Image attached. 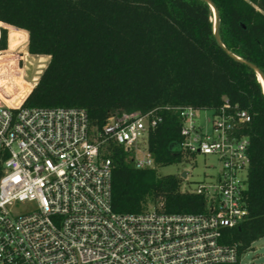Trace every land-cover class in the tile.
<instances>
[{
	"label": "trees",
	"instance_id": "obj_1",
	"mask_svg": "<svg viewBox=\"0 0 264 264\" xmlns=\"http://www.w3.org/2000/svg\"><path fill=\"white\" fill-rule=\"evenodd\" d=\"M0 0V22L12 26L10 49L25 39L28 53L50 58L23 103L34 108H78L101 130L108 119L166 107L217 111L228 100L252 116L245 202L248 217L226 232L242 256L264 238V0ZM25 32L19 31V30ZM8 49L7 32L0 46ZM234 57L243 60V63ZM33 86L13 53L0 54V96L17 106ZM149 134L158 167L187 161L180 152L182 121L175 112ZM112 205L119 214H141L163 204L167 214L205 211L202 196L183 193L181 176L140 170L110 144Z\"/></svg>",
	"mask_w": 264,
	"mask_h": 264
},
{
	"label": "built area",
	"instance_id": "obj_2",
	"mask_svg": "<svg viewBox=\"0 0 264 264\" xmlns=\"http://www.w3.org/2000/svg\"><path fill=\"white\" fill-rule=\"evenodd\" d=\"M11 26L0 22V46ZM4 51L0 48V54ZM162 111L182 121L181 154L213 157L215 178L181 190L205 199L199 214H167L163 204L141 214L112 205L113 165L106 151L121 147L140 170L156 169L149 134ZM193 107L110 117L101 130L78 108L14 107L0 101V264H237L226 232L248 217L245 193L252 116L226 100L204 132ZM186 161V160H185ZM21 205L30 206L17 212Z\"/></svg>",
	"mask_w": 264,
	"mask_h": 264
},
{
	"label": "rangeland",
	"instance_id": "obj_3",
	"mask_svg": "<svg viewBox=\"0 0 264 264\" xmlns=\"http://www.w3.org/2000/svg\"><path fill=\"white\" fill-rule=\"evenodd\" d=\"M25 39H20L19 46L15 51H4L3 53H13L17 58V66L23 71V79L35 86L37 81L46 68L50 58L48 56H35L29 55L27 43H24ZM0 101H6L0 96ZM7 102V101H6ZM8 103V102H7ZM213 118V112L211 110H205L200 112L198 122L202 126L204 132H211V120ZM217 161L213 157H207L204 155H197L195 160L182 161V163L174 164L166 167H156V171L160 176L175 175L181 176L184 172H187V178L183 179L181 190H194L200 184H207L211 182L212 178H215L218 172ZM30 209V206L21 205L18 207L17 212H24ZM240 264H264V238L255 242L252 248L247 251L241 258Z\"/></svg>",
	"mask_w": 264,
	"mask_h": 264
},
{
	"label": "water",
	"instance_id": "obj_4",
	"mask_svg": "<svg viewBox=\"0 0 264 264\" xmlns=\"http://www.w3.org/2000/svg\"><path fill=\"white\" fill-rule=\"evenodd\" d=\"M206 3L209 4V6L212 8V11H213V14H214V24H215V29H214V34H215V38L217 40V42L220 44V46L224 47L222 42H221V39H220V16H219V11L218 9L216 8V6L214 5V3L211 1V0H202ZM236 60L240 61L243 63V60L239 59V58H236L234 57ZM251 69H253L258 75H261L262 79L264 80V74L262 73V71L255 65L251 64V63H246ZM36 86V85H35ZM34 87L28 92V94H26L24 96L23 99H20V104L17 105V106H20L22 105L26 99L28 98V96L31 94V92L33 91ZM13 106V105H12ZM17 106H14V107H17ZM181 177L183 179H186L187 178V172H184Z\"/></svg>",
	"mask_w": 264,
	"mask_h": 264
},
{
	"label": "crops",
	"instance_id": "obj_5",
	"mask_svg": "<svg viewBox=\"0 0 264 264\" xmlns=\"http://www.w3.org/2000/svg\"><path fill=\"white\" fill-rule=\"evenodd\" d=\"M12 27V26H11ZM13 28V27H12ZM17 30H19V29H17ZM19 31H22V30H19ZM22 32H25V31H22ZM25 34L26 35H28L26 32H25ZM27 47H28V36H27ZM8 50H10V52H13V51H11V49H10V43H9V48L6 50V51H8ZM30 55V54H29ZM40 57V56H39ZM37 84V83H36ZM33 86V85H32ZM33 87H35V86H33Z\"/></svg>",
	"mask_w": 264,
	"mask_h": 264
},
{
	"label": "bare ground",
	"instance_id": "obj_6",
	"mask_svg": "<svg viewBox=\"0 0 264 264\" xmlns=\"http://www.w3.org/2000/svg\"><path fill=\"white\" fill-rule=\"evenodd\" d=\"M259 76V80L260 82L262 83L263 87H264V80L262 79L261 75H258Z\"/></svg>",
	"mask_w": 264,
	"mask_h": 264
}]
</instances>
